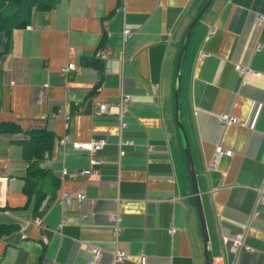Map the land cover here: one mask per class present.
<instances>
[{
  "label": "crops",
  "instance_id": "obj_1",
  "mask_svg": "<svg viewBox=\"0 0 264 264\" xmlns=\"http://www.w3.org/2000/svg\"><path fill=\"white\" fill-rule=\"evenodd\" d=\"M202 1L52 0L12 29L0 58V124L10 125L0 131V224L11 226L0 237V264H88L90 247L100 250L93 264H141V257L226 264L238 234V264H264V203L256 207L264 181V22L257 20L264 0H212L180 63L178 116L205 244L173 98L180 41ZM3 9L11 14L14 6ZM124 23L133 34L122 46ZM5 46L0 33V51ZM105 48L109 56L99 58ZM68 63L77 69L65 75ZM122 93L130 104L119 130L113 112ZM100 103L112 112L96 114ZM223 114L239 123L222 126ZM34 132L50 134L46 147L30 139ZM65 134L70 141L61 143ZM102 138L97 172L61 180L62 167L89 168L88 154L71 141ZM218 147L226 153L210 171ZM61 190L85 199L63 208ZM114 250L127 257L114 262Z\"/></svg>",
  "mask_w": 264,
  "mask_h": 264
},
{
  "label": "built area",
  "instance_id": "obj_2",
  "mask_svg": "<svg viewBox=\"0 0 264 264\" xmlns=\"http://www.w3.org/2000/svg\"><path fill=\"white\" fill-rule=\"evenodd\" d=\"M120 10H125L124 5L120 7ZM257 20L260 22H264V13L259 14L257 16ZM132 34H133L132 28L124 23L122 30H121V38H120V42H121L122 46L128 41V39L131 37ZM109 54H110L109 48L102 49L101 51L98 52L99 58H102V59H106L109 56ZM76 69H77V66L74 63H68L61 68V72L66 75L68 71L76 70ZM238 70L240 72L239 74H242V75L250 74V70L246 69L245 67H239ZM129 104H130L129 94L122 93L119 97L117 104L115 105V112H113L114 116H115V120H117L119 130L124 128L126 125L125 116L128 112ZM110 112H112V111L110 110V108L108 107L107 104H105V103L98 104L96 114L101 115V114H106V113H110ZM219 119H220L222 126H226L228 124H238L239 123L236 117H234L232 115H228V114L221 115L219 117ZM68 141H70L69 135L65 134L61 139V143L68 142ZM123 143H125V142H123ZM71 144H72L73 149L83 151V152H86L88 154L89 162H90L89 168L80 169V170H76V171H70L67 168L62 167L59 171L60 179L61 180H63L64 178L73 179L79 175H86L88 173H96L97 172V169H96L97 166L102 163V160L98 157L97 154L103 148V146L105 144V140L102 138V139H90L87 141H71ZM120 153H121V151H120ZM224 153H226L225 150L221 149L220 147L216 148L215 156L213 157V159L209 163V170L210 171L216 170L217 158H219V156H221ZM256 191H257V197H256V207H257L258 204L264 203V181L256 189ZM84 199H85V194L82 192L69 193V192L61 190L60 194L57 198V201L64 208L66 206L71 205L72 203L78 204ZM112 219L114 221V230L116 231L118 228L117 223L119 220V216L114 214ZM34 223L38 226L42 225V223L39 219L34 220ZM229 245H230L229 248H230L232 254H234V258L226 264H238V260H237L238 253L241 250V248L244 247L242 234H238V235L232 237L230 239ZM88 251L90 253V259L88 260V264H93L97 260V258L99 257L100 250L96 247H90L88 249ZM126 257H127V255L123 251L114 250L112 252V258H113L114 262L125 259ZM144 260H145V258L141 257L140 263L143 264Z\"/></svg>",
  "mask_w": 264,
  "mask_h": 264
},
{
  "label": "trees",
  "instance_id": "obj_3",
  "mask_svg": "<svg viewBox=\"0 0 264 264\" xmlns=\"http://www.w3.org/2000/svg\"><path fill=\"white\" fill-rule=\"evenodd\" d=\"M51 1L52 0H0V33H2L6 38V46L3 51H0V58L8 50V46H9L8 44L12 29L16 27H24L26 25V23L28 22L26 18L29 15V12L32 9V7H35L37 9L49 8ZM205 1L206 0L202 1V3L198 7V10L204 4ZM7 5L14 6V10L11 14L2 13V8L6 7ZM198 22L199 20L196 23H194L193 28L197 25ZM193 28L191 29L188 42L191 38V35H193L192 34ZM183 40H184V34L182 35L179 48L181 47ZM9 128H10L9 124H5V123L0 124V131H3L4 129L9 130ZM49 135L50 134H47L46 132H34L31 133L30 139L34 138V142L36 144L43 143L44 146L46 147V143H47V139H49ZM38 149L39 150H37L35 153L37 157H42L43 148L40 147ZM37 173L39 174V172ZM26 189L27 191H29L31 189V186H28ZM41 198L42 197H40L39 200ZM38 204L39 203H37L36 205ZM10 227H11L10 225L0 224V237L6 234L10 229Z\"/></svg>",
  "mask_w": 264,
  "mask_h": 264
},
{
  "label": "water",
  "instance_id": "obj_4",
  "mask_svg": "<svg viewBox=\"0 0 264 264\" xmlns=\"http://www.w3.org/2000/svg\"><path fill=\"white\" fill-rule=\"evenodd\" d=\"M211 1L212 0H206L204 2V4L196 12L194 17L192 18V21L189 23V25L187 26V28L184 32V40H183L182 45L180 47L181 49L179 50V52L177 54L176 63H175V73H176V79H177V86L173 92L174 105H175L174 122H175L176 126L178 127L179 131L181 132L182 137H183V141H184L183 153H184V157L186 158L185 162H186L187 172H188L190 184H191V195H192V198H193L194 203H195V207H196V211H197V215H198V219H199V223H200V227H201V232H202L204 244L207 243V241H208V234H207L202 204L200 201L201 200L200 199V192L198 189L199 185L197 184L195 170H194L191 154L189 152V144H188L187 136H186V133L184 131L183 124H182L181 120L179 119L180 117L178 116V104H179L178 103V94H179V85L178 84H179V79H180V72H179L180 63H182L181 59L187 50L188 39H189L191 29L193 28L194 23H196L199 20V18L201 17V15L205 11V9L209 6Z\"/></svg>",
  "mask_w": 264,
  "mask_h": 264
},
{
  "label": "rangeland",
  "instance_id": "obj_5",
  "mask_svg": "<svg viewBox=\"0 0 264 264\" xmlns=\"http://www.w3.org/2000/svg\"><path fill=\"white\" fill-rule=\"evenodd\" d=\"M2 9H3V8H2ZM4 12H5V9L2 10V13H4ZM180 134H181V132H180ZM181 135H182V134H181Z\"/></svg>",
  "mask_w": 264,
  "mask_h": 264
}]
</instances>
